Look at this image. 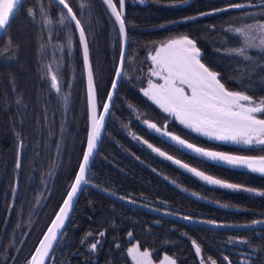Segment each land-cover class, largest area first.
Returning a JSON list of instances; mask_svg holds the SVG:
<instances>
[{"label":"trees","instance_id":"16d2710c","mask_svg":"<svg viewBox=\"0 0 264 264\" xmlns=\"http://www.w3.org/2000/svg\"><path fill=\"white\" fill-rule=\"evenodd\" d=\"M173 2L177 3L176 7L166 6ZM238 2L248 0H192L182 5L178 0H147L142 7L127 4L125 78L119 82L111 115L91 163L90 181L147 203L159 200L165 208L209 220L264 219V197L251 193L229 192L225 201L241 206L238 210L223 209L185 195L143 166L132 153L161 172L176 175L178 181L202 195L221 198L222 192L178 172L164 160L161 162L165 164L161 165L147 158L130 140L128 130H122L133 115L154 118L159 114L139 92V86L148 76L146 52L152 43L176 34L187 33L196 39L203 50L202 59L218 69L224 81L234 82L254 94H264V84L257 82V78L264 77V67H259L264 56L250 52L253 60L245 62L237 56L223 54L241 46L230 27L258 18H245L246 10L199 16L201 12ZM68 3L87 33L96 92L101 102L118 59V27L102 0H68ZM189 16L197 18L185 20ZM237 66L247 70L245 76L252 73L251 79L240 83L230 79L240 75ZM51 73L57 75L59 92L51 87ZM129 105L137 108L138 113ZM133 122L131 119L129 124L133 131L163 146L159 139L140 126L135 127ZM86 124L83 64L73 23L54 0H23L0 36V264H25L73 177L85 142ZM19 141L23 147L21 166L17 169ZM178 153L206 171L264 189L262 176L202 163L181 150ZM15 179L18 188L9 210ZM101 232L105 233L103 237L99 236ZM236 238L246 239L249 244L230 242ZM97 240L100 241L97 249L90 251L89 246ZM193 240L202 249L199 256L194 251ZM132 241L150 248L154 257L164 252L175 258L177 264H201V260L209 264L210 259L216 264H227L225 256L231 264H239L240 259L257 255L253 249H259V258L250 264H264V226L213 228L188 223L133 207L92 186L80 192L47 264L129 263L126 250Z\"/></svg>","mask_w":264,"mask_h":264},{"label":"snow or ice","instance_id":"6c2138e0","mask_svg":"<svg viewBox=\"0 0 264 264\" xmlns=\"http://www.w3.org/2000/svg\"><path fill=\"white\" fill-rule=\"evenodd\" d=\"M144 3V0H139ZM187 0H178L179 4L186 3ZM22 0H0V30L9 25L10 20L18 5ZM58 3L66 9L67 19L74 23L78 30L79 40L82 45L83 63L87 70V102L90 112V131L87 134L86 150L83 153L82 162L79 164L78 171L74 176L70 190L66 193V199L63 205L52 221L51 227L41 241L40 247L36 249L35 255L31 257L29 264H45V259L49 257V252L53 248V243L57 240L58 234L64 229L65 223L72 210L74 199L78 193L90 185L89 176L91 174L90 164L97 154L98 142L102 138V130L105 128L106 118L111 115L110 105L117 92L118 82L124 79L123 67L125 54L123 48L119 55V62L115 68L114 79L111 82V90L107 93V101L100 107L102 111L98 113V104L96 100V85L94 83L93 67L89 59V41L86 37L85 28L81 20L77 18V12L73 10L68 0H58ZM103 3L110 10V16L118 25L119 34L124 43H127V25H126V0H103ZM166 6L176 7L173 2ZM259 9L260 11H256ZM232 10H246L244 17L258 18L256 22H247L243 26L235 27L230 30L233 35L239 38L242 46L233 47L224 55L237 56L245 62L253 60L250 52H255L259 56H264V0H248V2L230 3L223 8H216L210 12H201L199 16L215 15L220 12H229ZM195 16L186 17L185 20L196 19ZM164 27V25H160ZM153 67L150 68V76L158 78L161 82L156 83L148 79L146 88L140 89L143 95L151 102L157 105L164 113H168L179 122L184 129L191 133L198 134L208 141L220 142L224 145H242L246 149H264V118H259L258 114H264V98L258 102L252 95L247 94L245 90H229L222 82L221 74L204 62H202V50L197 44V40L183 35L178 38H171L163 41L155 49V53L150 56ZM259 67H264L260 63ZM236 71L240 75L230 77L233 81L240 83L245 79H251L252 73L247 76L244 73L246 69L237 66ZM257 82L264 84V77L257 78ZM51 87L57 92L60 91L57 75L51 73ZM251 87V85H249ZM134 112L138 109L129 105ZM140 120L139 115L136 117ZM145 126V130L151 134H158V138H164L161 142H171L176 146L177 151L184 150L187 154L201 159L202 163H212L217 167H227L229 170H246L249 173L259 174L264 177V155H239L229 151L218 150L213 147L199 146L196 143L182 138V136L167 130V125L159 126L156 122L148 119L140 120ZM129 127V125H125ZM128 135L140 144H143L156 156L163 158L176 165L180 169L186 170L194 177L203 181L206 185L215 186L219 189L230 190L237 193H251L264 197V189L247 186L241 183L231 182L216 175L208 174L198 167H193L189 163L175 156L170 155L161 147L150 143L144 136L137 134L129 129ZM23 142H20L19 149L22 150ZM139 160L140 157L135 156ZM21 166L19 159L16 168ZM155 171V169H153ZM171 183L175 184L173 180ZM15 195V191L13 192ZM126 199L128 203H134L131 197H118ZM227 207L228 205H222ZM166 214H171L167 213ZM183 219L191 221V216H184ZM205 222V221H200ZM214 227H239L248 228L252 225L264 224V219L252 220L250 224L225 225L215 220L206 221ZM91 235V234H89ZM105 233H99L103 237ZM131 237L132 233L129 232ZM230 242L235 244L248 245L249 241L243 238H236ZM99 240L89 246V250L95 252ZM192 245L195 253L199 256L202 253L200 245L193 240ZM119 247V245H117ZM255 256L242 258L239 264H250L251 260L259 258V249H253ZM127 255H131L135 264H152L150 253L148 251L139 252V245H135L126 250ZM227 264L231 261L227 256L224 257ZM163 264H177L175 258L165 255ZM201 264L204 261L201 260ZM209 264H216L215 260L209 261Z\"/></svg>","mask_w":264,"mask_h":264},{"label":"water","instance_id":"95a60500","mask_svg":"<svg viewBox=\"0 0 264 264\" xmlns=\"http://www.w3.org/2000/svg\"><path fill=\"white\" fill-rule=\"evenodd\" d=\"M54 1H55L56 3H58V0H54ZM191 1H192V0H187L186 3L191 2ZM58 4H59V3H58ZM59 5H60V4H59ZM18 6H19V5H18ZM18 6H17V7H18ZM60 6L63 7L62 5H60ZM16 9H17V8H16ZM63 9H64V8H63ZM64 10L66 11V9H64ZM15 11H16V10H15ZM14 13H15V12H14ZM66 13H67V12H66ZM77 18H78V17H77ZM73 24H74V23H73ZM74 26H75V25H74ZM5 28H6V27H5ZM5 28H4V29H5ZM4 29L0 30V36L2 35ZM75 29H76V28H75ZM76 32H77L78 39H79V34H78V30H77V29H76ZM183 35H188V34L177 35V36L170 37V38H168V39H171V38H178V37L183 36ZM188 36H189L190 38H193V37H191L190 35H188ZM120 39H121V45H120L119 55H120V52H121L122 48H123L124 54L126 53V44H127V43H126V44L124 43V41H123V39L121 38V36H120ZM168 39H166V40H168ZM193 39H194V38H193ZM166 40H165V41H166ZM79 43H80V40H79ZM160 43H162V42H160ZM160 43L156 44L155 47H154L152 50H150V51L148 52L147 56H148V59H149L150 61H151V58H150L151 54H154V53H155V49H156V47L159 46ZM80 47H81V53H82V45H81V43H80ZM201 50H202V49H201ZM89 59H90V54H89ZM82 61H83V53H82ZM118 62H119V57H118ZM118 62H117V64H118ZM202 62H203V61H202ZM204 63H205V62H204ZM205 64H206V63H205ZM206 65H207V64H206ZM116 66H117V65H116ZM207 66H208V65H207ZM83 68H84V78H85V95H86V112H87V129H86V138H85L84 148H83V151H82V154H81V157H80L79 163H78V165H77V168H76V170H75V173H74V175H73V178H72V180H71V182H70V184H69V186H68V188H67L65 194L63 195V198L61 199L59 205L57 206L55 212L53 213V215L51 216L50 220L48 221V223L46 224L45 228L43 229L42 233L40 234L39 238L37 239V241H36V243H35L33 249L31 250V253H30L29 257H28V260H27V263H26V264H29V262H30V260H31V257H32L33 255H35V253H36V249L40 247V243H41V241L44 240V237H45V235H46L47 232H48V228L51 227L52 221L55 219L56 214L59 212L60 207L63 205V200L66 199V193H67V191L70 190L71 184H72L73 181H74V176H75V174H76L77 171H78L79 164L82 162L83 153H84V151L86 150L87 134H88V132L90 131V125H91V122H90V112H89V107H88V102H87V70H86V68H85V66H84V63H83ZM215 71H217V70H215ZM114 72H115V71H114ZM217 72H218V71H217ZM113 79H114V74H113V78H112V80H113ZM112 80H111V82H112ZM153 81L156 82V83H160V82H161L160 80H158V81L153 80ZM118 84H119V82H118ZM147 86H148V84H147V82H146L142 87H140V89H142V88H146ZM226 88H227V87H226ZM227 89H228V88H227ZM110 90H111V83H110V86H109L108 92H109ZM108 92H107V93H108ZM141 93H142V92H141ZM142 94H143V93H142ZM114 96H115V95H114ZM113 98H114V97H113ZM96 100H97V98H96ZM106 101H107V94H106V97H105L103 103L106 102ZM103 103H102V104H103ZM111 105H112V103H111ZM111 105H110V108H111ZM156 106H157V105H156ZM157 107H158V106H157ZM101 111H102V107L100 108V110H98V113L101 112ZM259 118H264V117H259ZM145 119H147V118H145ZM106 120H107V118H106ZM148 120H150V119H148ZM150 121L155 122L154 120H150ZM164 125H165V124H164ZM164 125H163V126H164ZM167 130H168V129H167ZM168 131H170V130H168ZM102 132H103V130H102ZM171 132H172V131H171ZM153 133H154V132H153ZM173 133H174V132H173ZM155 134H156V133H155ZM175 134H176V133H175ZM156 135H158V134H156ZM161 138H162V137H161ZM182 138H184V137H182ZM162 139H164V138H162ZM184 139H186V138H184ZM187 140H188V139H187ZM99 142H100V141H99ZM99 142H98V145H99ZM189 142H192V141L189 140ZM168 143H171V142L169 141ZM192 143H194V142H192ZM19 145H20V141H19V143H18V151H19V157H20V149H19ZM199 146H201V145H199ZM218 150H219V149H218ZM18 151H17V159H18ZM223 151H224V150H223ZM232 153H234V152H232ZM234 154H238V153H234ZM239 155H247V154H239ZM254 156H259V155H254ZM176 158H177V157H176ZM177 159H179V158H177ZM91 162H92V161H91ZM184 162H185V161H184ZM186 163H187V162H186ZM90 165H91V164H90ZM191 166H192V165H191ZM193 167H194V166H193ZM181 170L186 171V170H184V169H181ZM186 172H187V171H186ZM208 174H209V173H208ZM90 185H92V186L95 187L96 189H99V190L103 191L104 193H106V194L112 196L113 198H116V199H118V200H122V201L127 202L126 199H119L118 197H123V196H121V195H119V194H117V193H114V192H112V191H109V190L103 189V188L97 186L96 184H94V183H92V182H90ZM16 189H17V181H15V183H14V189H13V192L15 191V194H16ZM13 192H12V199H11L10 206L13 204L14 197H15V195L13 194ZM79 193H80V192H79ZM79 193H78L77 197L74 199L73 207H72L71 212H72L73 209H74V206H75V203H76V201H77V199H78ZM187 193H190L191 195H193V193L190 192V191H188ZM195 196H197V195H195ZM124 198H127V197H124ZM132 200H133V199H132ZM133 201H134V203H131V204H133V205H135V206H138V207H142V208H144V209H146V210H151V211L153 210L154 212H157V213H160V214L166 215V216H168V217H173V218H176V219H179V220H183V221H189V220L183 219L182 217H184V215H182V214H178V213L171 212V211L164 210V209H160V208H154V207H151V206H148V205H143L141 202H138V201H135V200H133ZM71 212L69 213V217H70V215H71ZM166 212H167V213H171V214H166ZM192 218H193V219H192L191 221H189V222H193V223H196V224H204V225H208V226L214 227L212 224L207 223L206 220L198 219V218H195V217H192ZM68 219H69V218H68ZM67 221H68V220H67ZM67 221H66V223H67ZM200 221H205V222H200ZM66 223H65V225H66ZM218 223H222V224H225V225H241V224H245V223H224V222H218ZM246 223L250 224L251 222H246ZM257 225H264V224H257ZM252 226H256V225H252ZM252 226H251V227H252ZM235 228H239V227H235ZM62 230H63V229H62ZM62 230H61V232H62ZM60 234H61V233H60ZM60 234H58V236H57V240L53 243V248H54L56 242L58 241V239H59V237H60ZM53 248L50 250V252H49V256H50V254H51ZM48 259H49V257L45 259V264L47 263Z\"/></svg>","mask_w":264,"mask_h":264},{"label":"rangeland","instance_id":"374dc122","mask_svg":"<svg viewBox=\"0 0 264 264\" xmlns=\"http://www.w3.org/2000/svg\"><path fill=\"white\" fill-rule=\"evenodd\" d=\"M247 22H256V21H252V19L250 20V21H246V22H242V23H240V24H238V25H236L235 27H239V26H243V24L244 23H247ZM234 27V28H235ZM231 28V30L232 29H234V28H232V27H230ZM162 41V40H161ZM156 43V42H155ZM155 43H152L151 44V46H149V48H151V47H153L154 45H155ZM242 46V45H241ZM236 58V62H238V58L237 57H235ZM238 65L239 66H241L239 63H238ZM148 70H150V69H148ZM228 86H230V87H232V85L230 84V85H228ZM252 95V94H251ZM261 98H264V95H262V96H260V95H258V94H255V97H254V99L258 102ZM174 130H176V131H178V132H181V130L178 128V127H176V128H173ZM149 150V149H148ZM234 151H237V152H243V153H263L264 154V149H262V150H255V149H246V148H238V147H236V148H234ZM149 153H151V151L149 150L148 151ZM152 155H154V156H156L155 154H153V153H151ZM159 159H163V158H160V157H158ZM178 158L179 159H181V160H183L182 158H181V156H178ZM185 161V160H184ZM165 162L167 163V164H170V165H172V166H174V167H177L176 165H174V164H172L171 162H169V161H166L165 160ZM142 165L143 166H145L143 163H142ZM194 165H196V164H194ZM174 178L176 177V175L175 176H173ZM209 186V185H208ZM209 187H212V189H215V192L216 191H220V192H222L221 193V198L220 197H215V198H213V196H211V195H209L210 197H211V199L213 198V199H215V200H217L218 201V203H225V204H228V202L227 201H225V199H226V196L227 195H229V192H231L230 190H224V189H219V188H217V187H215V186H209ZM48 191H47V196H48ZM223 195V196H222ZM225 196V197H224ZM51 200V199H50ZM51 202V201H50ZM235 206H237L238 208H241V206H239V205H235ZM223 209H227V207H224ZM138 243L136 242V241H132L129 245H128V248H131V247H133V246H135V245H137ZM144 251H148L149 253H150V259H151V261H152V264H163V262H164V257H165V255H167V254H165L164 252H162L158 257H154V255H153V252H152V250L150 249V248H142V247H140V245H139V252H144ZM167 256H169V255H167ZM169 257H171V256H169ZM128 260H129V263L128 262H124V263H122V264H135V261L132 259V256L131 255H128ZM108 264V263H107ZM109 264H111V263H109Z\"/></svg>","mask_w":264,"mask_h":264},{"label":"flooded vegetation","instance_id":"af4514ba","mask_svg":"<svg viewBox=\"0 0 264 264\" xmlns=\"http://www.w3.org/2000/svg\"><path fill=\"white\" fill-rule=\"evenodd\" d=\"M131 2H132V5L135 6V7H137V6H141V7H142L143 5L146 4L147 0H144V3H140L139 0H126V3H130V4H131ZM131 119H133V121H134L133 124H134L135 127L140 126L142 129L145 130V127L140 123V120H137V119H136V116H135V115H133L132 118H129V119L127 120V125L131 124ZM153 119H154L156 122H158L160 125H162L163 123L166 122L167 127H169L171 124H174V125H175V123H174V119H173V118H171V119L168 118V115H166V114L163 113V112H159V114L156 115ZM141 128H140V129H141ZM129 129L134 130L130 125H129V127H126V128H125V125H124V127L122 128L123 131H126V130L129 131ZM128 131H126L127 135H128ZM135 132H136V131H135ZM136 133L139 134V135H141V136H143V135L140 134L139 132H136ZM147 133H149V132L147 131ZM151 135H152V137H153L154 139H159L160 141H162L160 138H158V136H156V135H154V134H152V133H151ZM128 136H129V135H128ZM129 138H130V140H131L132 142L135 143L136 146H138V147L140 148V151H142V152L145 153V156H146L147 158H149V155H152L151 153L147 152V151H149V150L147 149V147H146L145 145L138 143L137 141L133 140L130 136H129ZM144 138H146V137H144ZM153 138H152V139H153ZM146 139H149V138H146ZM154 139H153V140H154ZM150 141H152V140H150ZM154 141H155V140H154ZM152 142H153V141H152ZM155 142H156V141H155ZM153 143H154V142H153ZM155 144H156V143H155ZM160 144H162L163 146H161V145H159V144H157V145H159V146H161V147H163V148H166V146H167V144H166L165 142H164V143H160ZM135 145H134V146H135ZM136 146H135V147H136ZM223 146H224V145H223ZM169 147H170V146H169ZM229 148H230V149H234L235 146H229ZM136 149H137V147H136ZM135 151H136V150H135ZM172 151H175V150L172 149ZM148 153H149V155H148ZM155 158H156V159H155ZM155 158H154V162L161 164L156 156H155ZM139 161H140V159H139ZM140 162H141V161H140Z\"/></svg>","mask_w":264,"mask_h":264}]
</instances>
